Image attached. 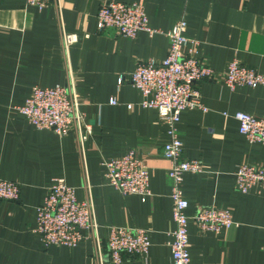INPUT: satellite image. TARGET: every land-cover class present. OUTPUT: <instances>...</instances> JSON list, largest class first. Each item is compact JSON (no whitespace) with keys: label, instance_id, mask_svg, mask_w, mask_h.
I'll use <instances>...</instances> for the list:
<instances>
[{"label":"crops","instance_id":"obj_1","mask_svg":"<svg viewBox=\"0 0 264 264\" xmlns=\"http://www.w3.org/2000/svg\"><path fill=\"white\" fill-rule=\"evenodd\" d=\"M107 2L141 4L155 33L129 39L112 29L98 32L96 13ZM179 20L186 23V37L198 42L195 57L214 72L213 79L195 84L206 112L184 110L176 125L182 157L203 168L183 176L185 214L214 206L229 210L235 223L212 234L190 220L189 264H264V187L242 194L234 178L239 165L264 169V146L248 143L233 119L236 112L264 118V87L230 91L223 84L233 59L264 73V0H51L43 10L25 0H0V178L20 191L18 201H0V264H111L106 240L112 228L143 229L149 238L146 255H125L121 264H171L166 127L155 110L140 107V92L117 78L138 63L162 61L168 51L164 33ZM61 30L77 36L67 57ZM69 72L92 127L83 156L74 131L57 136L37 130L16 109L34 87L66 84ZM111 98L116 105L108 103ZM129 151L148 169L145 201L122 195L105 178L102 163ZM57 178L74 188L77 201L90 195L97 243L88 234L73 248L45 246L35 233L36 208Z\"/></svg>","mask_w":264,"mask_h":264},{"label":"built area","instance_id":"obj_2","mask_svg":"<svg viewBox=\"0 0 264 264\" xmlns=\"http://www.w3.org/2000/svg\"><path fill=\"white\" fill-rule=\"evenodd\" d=\"M50 1L25 0V4L43 10ZM96 23L98 32L112 29L117 35L129 39L140 32L149 35L155 33L148 26L144 8L136 3H103L97 10ZM185 32V21H177L164 33L168 39V51L162 61L138 63L132 72L117 78L119 85L126 81L137 89L142 97L140 107L155 110L166 127L162 155L169 163L167 176L171 183L169 198L174 224L170 233L171 264L190 263L187 229L190 220L201 232L212 234H221L235 225L229 210L214 206L202 207L192 217L185 214L188 203L180 188L183 176L201 174L203 168L200 161L182 157L183 143L179 139L176 125L184 110L206 112L195 84L214 77V72L195 57L198 42L186 37ZM76 41L75 34L61 30V45L66 57L69 46ZM223 84L230 91L237 87H264V73L247 68L233 59L223 73ZM108 103L116 105L113 98ZM79 106L73 76L69 72L66 84L49 88L34 87L23 105L16 109L37 130H49L57 136H63L69 130L74 131L83 156L84 145L91 135L92 127L86 122ZM130 108L131 105H127V109ZM233 119L238 124L239 134L248 143L264 146V118L236 112ZM102 164L108 184L122 195H136L142 201L150 196L148 169L133 151ZM234 178L236 190L242 194L264 187V169L254 164L239 165ZM19 192L18 184L0 178V201L16 202ZM35 233L45 246L73 248L88 234L97 243V223L90 195L85 201L79 202L74 188L68 186L62 178L54 179L43 202L36 208ZM149 247L147 231L143 229L112 228L106 240L107 256L111 264L123 263L125 255H146ZM97 257L102 263L103 254L98 245Z\"/></svg>","mask_w":264,"mask_h":264}]
</instances>
